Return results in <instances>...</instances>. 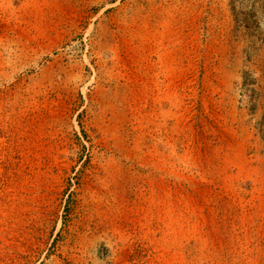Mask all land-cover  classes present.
Wrapping results in <instances>:
<instances>
[{
  "label": "rangeland",
  "instance_id": "obj_1",
  "mask_svg": "<svg viewBox=\"0 0 264 264\" xmlns=\"http://www.w3.org/2000/svg\"><path fill=\"white\" fill-rule=\"evenodd\" d=\"M0 264H264V0H0Z\"/></svg>",
  "mask_w": 264,
  "mask_h": 264
}]
</instances>
